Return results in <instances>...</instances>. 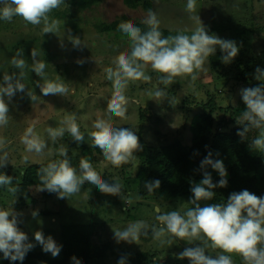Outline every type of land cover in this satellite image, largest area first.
Listing matches in <instances>:
<instances>
[{"label":"rangeland","instance_id":"rangeland-1","mask_svg":"<svg viewBox=\"0 0 264 264\" xmlns=\"http://www.w3.org/2000/svg\"><path fill=\"white\" fill-rule=\"evenodd\" d=\"M141 1L137 10L128 8L123 0H102L80 12L74 7L66 9L69 2L64 0L60 7L48 14L51 19L56 10L66 14L58 20L60 23L55 33L45 34L42 31L43 23L32 25L20 16H14L11 22L0 20V82L4 73L11 75L16 72L18 75L21 71L13 68L10 63L18 50L23 49L28 63L22 70L21 79L26 89L17 92L11 99L8 123L0 126V140L4 141L0 144V155L6 152L9 162L0 172L12 176L14 186L19 189L13 194L0 187V208L13 207L23 213V223L19 227L34 244L33 234L36 231H42L45 236L51 235L62 245L63 227L79 224L93 226V243L100 247L101 252L105 251L102 257L96 259L97 264H117L121 256L127 257V264H190L188 259H178L177 254L186 247L205 243L210 245L203 236L181 240L166 234V238L172 239L173 243L161 245L151 234L153 226H160L156 215L171 211L183 214L191 207L189 199L164 200L153 193L146 197L140 196L138 173L147 151L160 149L176 141L184 146L191 145L190 127L210 99L214 101L212 107L217 108L216 120L222 123L228 119L233 124L223 131L237 133L246 123L240 119L246 107L240 92L244 88L253 87V84L239 83L235 72L232 78L222 79L210 66L209 58L203 66L207 71L200 70L195 81L180 76L175 77L170 85L161 83L163 74L153 71L149 65L145 71L151 80L130 82L125 90L127 118L114 117L107 110L108 100L114 90L105 70L115 67L113 60L119 54L130 55L134 44L125 34L104 33L101 28L123 16L143 22L149 13H155L159 29L191 33L198 25L190 17L199 15L209 34L233 40L249 50L248 58L243 61L251 66L254 75L257 67L264 69V0H196V8L192 13L186 11L187 0ZM144 3H151L149 11L144 8ZM246 31L248 34L244 36ZM69 35L78 37L81 45L74 47L68 39ZM33 48L39 54L38 59L47 63L42 79L31 70ZM216 52L221 51L217 48ZM239 55L240 51L237 57ZM230 65L224 63L221 70L228 73ZM46 80L64 83L68 91L63 95L44 96L35 82L43 83ZM254 81L259 83L256 79ZM27 91L38 96L35 102L30 100ZM157 91H162L163 95L156 97ZM227 110L228 114H225ZM70 113L76 114L80 131L85 135L84 141L76 142L68 132L53 140L47 129L63 126L61 121ZM97 118L111 119L114 127L136 132L145 151L135 153L137 158L129 163L114 167L92 146V139L88 135L95 131L92 124ZM29 128L33 129V135L46 143L47 147L42 153L28 151L23 142ZM250 133L249 143L259 134L258 130ZM62 146L68 149L72 167L79 169L80 159L87 158L102 180L122 186L121 196L102 194L96 186L85 181L80 192L67 199H59L56 193L47 190L38 192L40 187L34 186L28 188L31 197L24 199L20 188L26 168L33 165L44 167L49 162L61 159ZM33 210H38L36 219L31 216ZM137 221H143L149 226L148 235H141L136 243L118 244L113 232ZM258 247H264V242ZM62 250L53 258L36 244L26 255L23 264H31L34 257L39 258V255L48 260L60 259ZM205 250L206 255H229L233 264H245L238 253H222L220 249L210 246ZM0 264L20 262L2 259L0 253Z\"/></svg>","mask_w":264,"mask_h":264},{"label":"clouds","instance_id":"clouds-1","mask_svg":"<svg viewBox=\"0 0 264 264\" xmlns=\"http://www.w3.org/2000/svg\"><path fill=\"white\" fill-rule=\"evenodd\" d=\"M64 3V0H0V20L11 22L14 16H20L24 21L32 25H41L42 31L55 33L58 30L60 21L51 19L49 13ZM196 8V0H187L186 11L192 13ZM198 27L194 28L191 35L178 34L162 38L159 30V20L155 13H149L143 21L149 27V31L141 34V29L133 24L131 20L121 22L119 29L126 34L134 47L130 55L121 53L113 60L115 67H108L105 71L107 79L112 81L113 95L107 103L108 112L121 119L127 118V98L125 90L130 82H149L151 76L146 74V68L150 65L155 72L163 74L161 83L170 85L175 77L187 76L192 81L198 77L207 59L215 55L217 48L221 51V60L225 64L231 63L239 54L240 47L233 40L222 39L216 34H209L203 26L199 15L191 16ZM71 30H69L70 32ZM69 41L74 47L81 45L78 37L69 35ZM38 52L31 50V70L41 79L47 63L38 59ZM82 63L83 61H77ZM13 68L21 70L17 75L12 72L4 73L0 82V126L8 123L9 102L17 92H24L26 86L21 82L22 70L28 66L24 58L23 49L18 50L11 58ZM58 79L60 78L57 75ZM254 79L259 81L258 86L244 88L240 95L245 110L241 112L240 119L244 126L237 131V136L243 142L248 133L258 130V135L251 139L250 147L264 152V69L257 67ZM41 81V80H40ZM36 81L44 96L63 95L68 89L64 83L46 80L43 83ZM151 94V93H150ZM32 102L38 98L32 92L27 91ZM163 95L162 91L155 93L156 97ZM7 98V102H6ZM63 126L58 128L49 127L47 132L55 140L63 137L65 132L70 133L73 140L83 142L85 135L81 133L75 113H70L61 121ZM92 127L95 131L88 135L92 139V146L97 147L104 158L114 167H120L136 159L135 153L143 150V145L136 132L128 128H116L111 119L97 118ZM23 142L28 151L42 153L47 147L46 143L38 136L33 135V129L29 128ZM4 141L0 140V144ZM198 155V152H194ZM59 160L49 162L39 169L37 175L42 187L38 192L47 190L56 193L59 199H67L68 196L78 194L85 181L93 184L105 195L121 196L122 186L119 183H108L102 180L101 176L94 169L90 161L82 157L79 169L72 167L68 159V149L62 146ZM209 150L207 155L200 161L199 168L203 172V178L199 183L191 186L192 196L188 208L183 214L178 211H171L165 214L156 215L160 226L151 228L153 239L158 240L161 245L173 243L172 239L166 238V234L183 240L184 238L199 239L201 236L210 242V245L200 244L186 247L177 254L180 260L188 259L190 264H233L229 255L218 254L216 256L206 255V248H218L222 253H238L245 264H264V247H258L264 242V196H257L247 189L240 192L230 193L226 203H208L201 206L200 201H211L215 196L214 189L225 188L228 185L227 169L223 160L213 159ZM8 155L5 152L0 155V169L8 164ZM211 167L220 177L214 183L212 176L205 169ZM0 187L6 188L10 193L19 191L14 186L13 177L0 172ZM160 187L159 180L145 182V188L153 193ZM38 210H33V219L38 217ZM23 213L17 212L14 208H0V253L2 259L10 262L19 261L23 264L26 255L34 249L36 244L41 246L44 253H50L53 258L57 257L62 245L58 244L51 236H45L42 231L34 232L35 244L30 242L27 233L21 230L19 225L23 223ZM149 226L143 221L130 224L122 230L114 231V239L119 244L136 243L141 235H148ZM72 264H82V261L75 256L71 258ZM117 264H127V257L121 256Z\"/></svg>","mask_w":264,"mask_h":264},{"label":"trees","instance_id":"trees-1","mask_svg":"<svg viewBox=\"0 0 264 264\" xmlns=\"http://www.w3.org/2000/svg\"><path fill=\"white\" fill-rule=\"evenodd\" d=\"M66 9L74 7L82 12L90 9L93 5L100 3L102 0H67ZM124 4L132 9L137 10L141 6V0H123ZM146 10L151 9V3H144ZM64 12L55 11L52 19L60 20L65 17ZM131 20L133 24L141 29V34L149 31L148 25L123 16L110 24H104L101 31L104 33L124 34L119 29L121 22ZM162 38L175 36L178 34H188L185 31H169L159 29ZM212 32V31H211ZM210 32V33H211ZM248 31L244 33V36ZM126 35V34H125ZM248 39L245 40L247 45ZM247 43V44H246ZM240 47V45H238ZM248 49L240 47L239 57H235L229 66L228 73L222 71L224 63L221 60V52L209 57V63L213 70L223 78H232L233 72L237 81L241 84H253V87L259 83L254 81L253 69L243 59L248 58ZM264 67V66H263ZM223 72V73H222ZM212 99L208 102L203 112L194 118L190 127L192 141L190 146H184L180 141L169 145H164L160 149L147 151L146 157L138 176V193L142 197L151 194L145 188V182L150 180H159L160 187L153 194L164 200L172 199H190L192 196L191 186L193 183H199L203 178V172L200 170V161L207 155L210 150L213 159H221L227 169L228 185L225 188H216L215 196L211 201H200L201 206L208 203H226L230 193L240 192L247 189L257 196H264V152L252 149L249 145L251 133L242 142L237 133L231 134L223 131L231 127V121L226 119L222 123L216 120L217 108L212 107ZM228 114V110L225 111ZM99 154L101 151L95 147ZM145 151V150H143ZM198 152V155H194ZM43 165H33L26 168L22 175L23 181L21 192L24 199L31 197L29 187H42L37 175ZM212 176L213 182L220 179L218 173L211 167L205 169ZM192 207V205H191ZM94 227L88 224L68 225L62 229V257L57 260H48L42 255L34 257L31 264H72L71 257L75 256L82 261V264H92L96 259L102 257L105 251L101 252L100 247L93 243ZM36 258V259H35ZM95 264H97L95 262ZM138 264V263H135Z\"/></svg>","mask_w":264,"mask_h":264}]
</instances>
